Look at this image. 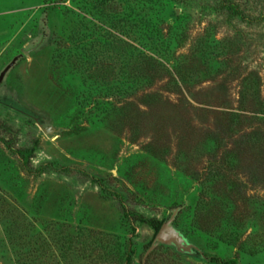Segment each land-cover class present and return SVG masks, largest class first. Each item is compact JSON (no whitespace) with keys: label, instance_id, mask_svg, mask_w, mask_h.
Returning a JSON list of instances; mask_svg holds the SVG:
<instances>
[{"label":"rangeland","instance_id":"374dc122","mask_svg":"<svg viewBox=\"0 0 264 264\" xmlns=\"http://www.w3.org/2000/svg\"><path fill=\"white\" fill-rule=\"evenodd\" d=\"M232 260L264 264V0H0V264Z\"/></svg>","mask_w":264,"mask_h":264},{"label":"trees","instance_id":"16d2710c","mask_svg":"<svg viewBox=\"0 0 264 264\" xmlns=\"http://www.w3.org/2000/svg\"><path fill=\"white\" fill-rule=\"evenodd\" d=\"M141 221L148 222L152 227L157 228L158 227V221L153 219H147L142 216H140ZM234 261L232 260L231 264H233Z\"/></svg>","mask_w":264,"mask_h":264}]
</instances>
